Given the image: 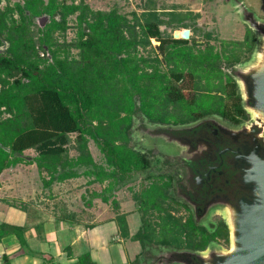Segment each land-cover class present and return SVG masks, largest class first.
Masks as SVG:
<instances>
[{
	"label": "trees",
	"instance_id": "16d2710c",
	"mask_svg": "<svg viewBox=\"0 0 264 264\" xmlns=\"http://www.w3.org/2000/svg\"><path fill=\"white\" fill-rule=\"evenodd\" d=\"M139 6L124 11L119 0L105 10L85 0H0V176L20 164L46 172V186L86 176L88 184L103 185L92 199L110 201L118 212L121 202L113 195L121 182L147 171L151 186L132 197L142 220L138 232L129 233L127 214L117 215L123 238L140 242L144 250L132 264H141L148 246L196 252L213 241L228 245L224 223L212 233L172 213L176 203L166 200L159 185L171 178L156 173L161 167L135 148L133 125L136 115L171 130L210 113L241 116L237 83L225 68L249 60L256 46L248 29L243 40L201 48L197 13L161 8L156 0ZM72 28L75 37L69 41ZM178 29H190V40L174 39ZM202 35L213 38L210 32ZM28 150L36 153L31 160ZM151 192L158 197L151 200ZM24 230L0 223V242L11 234L23 242ZM76 264L97 263L85 254Z\"/></svg>",
	"mask_w": 264,
	"mask_h": 264
},
{
	"label": "flooded vegetation",
	"instance_id": "af4514ba",
	"mask_svg": "<svg viewBox=\"0 0 264 264\" xmlns=\"http://www.w3.org/2000/svg\"><path fill=\"white\" fill-rule=\"evenodd\" d=\"M197 39L199 47L204 48L209 42L216 49L224 40L216 36L209 41L204 37L203 40ZM154 40L157 42L155 45H160L159 41ZM237 65L225 68L236 83L240 75L235 70ZM237 87L240 95L239 103L243 109L241 116L224 118L218 113H210L189 121L175 130L161 124L150 123L144 117L137 123V131L143 145L141 153L148 155L151 161L158 158L155 165L161 169L159 168L156 173L168 174L171 178L169 184H159L166 189V200L182 207L186 216L185 221L191 219L194 225L212 233L216 232L222 223L228 228L224 218L225 208L239 205L242 199H251L252 192L243 182L242 167H247L246 164L244 165L246 155L250 154L253 148L264 146V127L255 124L245 109L246 103L243 101L238 84ZM147 125L153 126V129L149 130ZM161 139L176 143L182 147V150L176 154L161 152L158 148V141ZM150 140H154V145L147 148V141ZM158 162L161 163L160 166ZM152 170L155 171L153 168ZM147 184L145 188L151 186L149 182ZM157 251L153 248L146 249L139 262L175 264L194 259L191 255L178 254L179 252L175 251H170L173 255L171 257L164 253V249Z\"/></svg>",
	"mask_w": 264,
	"mask_h": 264
},
{
	"label": "rangeland",
	"instance_id": "374dc122",
	"mask_svg": "<svg viewBox=\"0 0 264 264\" xmlns=\"http://www.w3.org/2000/svg\"><path fill=\"white\" fill-rule=\"evenodd\" d=\"M18 1V0H13ZM91 7L94 9H101L105 10L111 7V4L115 2L116 0H85ZM120 4L124 6V11H131V10H140V4L144 0H128L127 2H124V0H119ZM238 4L242 3L243 7L241 9V14L238 11V7L235 6L233 2ZM156 4L158 7H163L169 10H177V11H185V12H193L197 13L198 17L196 19L197 26L201 28V32H198L195 34L197 38L200 40H203V33L204 32H211L213 36L218 37L219 39L224 40H243L246 34V31L249 29L251 32L256 33V30L250 26V24H247L245 20L248 19V17L253 16L254 19L258 22L264 21V0H156ZM168 32H171V28L166 29ZM182 32L184 29H178ZM174 32V31H173ZM254 34V35H255ZM75 37V29H69L67 33V40H71ZM153 44H157V42L153 39ZM5 49V47H3ZM74 52H76L74 50ZM209 97V95H208ZM209 101V98L202 101L201 104L196 105V112L199 111L200 107H205L206 103ZM143 117L137 116L134 119V125H133V140L134 143H136L135 148L137 150H142L143 145L141 144L139 134H138V127L137 123L142 121ZM148 124V122H146ZM148 129H153V126L147 125ZM73 138L75 135H72ZM158 148L161 150V152L166 154H176L177 152L182 150V147L177 145L176 143L167 141L165 139H161L158 141ZM154 145V140L147 141V146L144 143V146L147 148ZM89 149L93 155V157L96 160H99L101 158V153L99 149L97 148L96 144L93 141L89 142ZM71 155H76V150L71 149L70 150ZM36 156V153L33 150H28L25 152V157L29 160L33 159ZM148 156V155H147ZM156 160L154 159V162L156 163ZM82 171V170H81ZM152 166L149 169V172H152ZM147 171L140 172L137 175L132 176L131 178H127V181L121 182L120 188L117 189L115 196L117 199H120V202L122 204V212L127 214V222L129 225V233L131 235H134L138 232V230L141 227L142 220L139 212V206H137L134 202L132 197L135 195H139L141 193V189L145 188L147 184V176L149 174L146 173ZM44 179L48 180V175L46 172L40 173V171L37 168L36 164L27 165V164H20L15 168H10L8 170H5L1 176H0V184H29V188L31 189L30 193H27V190H24L23 188L16 187L17 191L9 192L6 194V196L9 199H16V201L20 200H27L32 197H38L39 200L42 196H44L47 193V190H50L49 188L47 190L44 189ZM88 177L81 176L78 179H71L66 180L63 182H55L54 184H62L59 186V188L54 191L61 192L63 194L65 190L68 188L71 189L72 196L77 198V202L82 205V197H87L88 200L91 198L90 190L92 193V190L94 192H101L103 185L95 183L91 184L89 188L86 186L88 183ZM31 184V185H30ZM106 184V183H105ZM53 188V187H52ZM9 190V188H8ZM36 190V191H33ZM20 191V192H19ZM5 192V191H4ZM16 192V193H15ZM70 192V191H69ZM5 194V193H2ZM29 194V195H28ZM150 199L153 200L154 198H157L159 193L151 192ZM157 195V196H156ZM155 196V197H154ZM143 197V196H142ZM153 197V198H151ZM86 198V199H87ZM144 198V197H143ZM143 198L142 201H143ZM135 199V198H134ZM87 200V201H88ZM112 200V198H111ZM35 202V201H34ZM95 203L98 205L97 207L106 208V204L99 198L95 199ZM137 203V202H136ZM111 205V204H109ZM0 208L2 211H0V218H2L5 221H15V219L19 216L24 215L21 210L10 207L6 204L0 205ZM112 210L110 209V212H114L111 205ZM172 212L175 213L176 216L182 217L183 220L186 217L184 211L182 210V207L180 205L176 206L173 205V208L171 209ZM107 212V211H106ZM183 215H182V214ZM15 214V215H14ZM121 235V233H120ZM217 245H220L224 249H228L229 245H226L222 241L219 243H216ZM124 245L128 252V258L132 261H134L137 256L142 252L143 248L140 242H134L131 238H125L124 239ZM212 245V244H211ZM156 249L157 252H160L159 249H164V253L171 254V250H169L166 247H154V246H148L146 249ZM141 257V255H140ZM139 257V258H140ZM129 264H132V263ZM128 264V263H127ZM179 264V263H175Z\"/></svg>",
	"mask_w": 264,
	"mask_h": 264
},
{
	"label": "crops",
	"instance_id": "0c3cea01",
	"mask_svg": "<svg viewBox=\"0 0 264 264\" xmlns=\"http://www.w3.org/2000/svg\"><path fill=\"white\" fill-rule=\"evenodd\" d=\"M60 185L44 184V189L50 190L39 200L27 196V200L16 201L6 196L8 191H17L19 186L30 193L29 184H0V205L13 207L9 202L14 201L27 207L25 211L19 209L24 215L15 221L0 218V223L25 227L23 242L14 234L2 239L0 264H76L85 254L97 264H129L131 260L117 222V215L123 213L122 204L118 212H110V201H103L105 209L97 207L95 199L98 197L92 199L94 191L90 190L91 198L88 200L81 195L80 206L70 188L63 194L54 191Z\"/></svg>",
	"mask_w": 264,
	"mask_h": 264
},
{
	"label": "water",
	"instance_id": "95a60500",
	"mask_svg": "<svg viewBox=\"0 0 264 264\" xmlns=\"http://www.w3.org/2000/svg\"><path fill=\"white\" fill-rule=\"evenodd\" d=\"M231 3L237 6L235 1ZM237 7V12L241 14L242 3ZM245 21L256 30V46L248 61L235 66L240 74L237 84L246 103L245 109L258 127H264V21L258 22L253 16ZM42 22L45 23V20ZM177 33L178 30H175L174 39L189 40L191 31L184 29L180 35ZM245 164L247 167H242L243 182L252 196L224 210L229 229V248L212 243L204 251L183 250L178 254L191 255L194 259L180 261L179 264H264V146L253 148L246 155ZM166 255L173 256L168 252Z\"/></svg>",
	"mask_w": 264,
	"mask_h": 264
},
{
	"label": "bare ground",
	"instance_id": "6f19581e",
	"mask_svg": "<svg viewBox=\"0 0 264 264\" xmlns=\"http://www.w3.org/2000/svg\"><path fill=\"white\" fill-rule=\"evenodd\" d=\"M177 34L180 35L181 34V31L178 30V33Z\"/></svg>",
	"mask_w": 264,
	"mask_h": 264
}]
</instances>
